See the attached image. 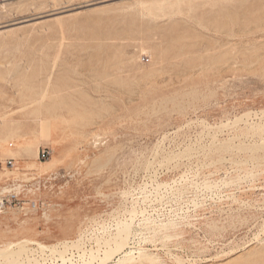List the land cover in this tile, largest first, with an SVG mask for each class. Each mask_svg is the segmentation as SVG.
Masks as SVG:
<instances>
[{"label":"rangeland","instance_id":"rangeland-1","mask_svg":"<svg viewBox=\"0 0 264 264\" xmlns=\"http://www.w3.org/2000/svg\"><path fill=\"white\" fill-rule=\"evenodd\" d=\"M125 223L106 264H264V0H0V261Z\"/></svg>","mask_w":264,"mask_h":264},{"label":"bare ground","instance_id":"bare-ground-1","mask_svg":"<svg viewBox=\"0 0 264 264\" xmlns=\"http://www.w3.org/2000/svg\"><path fill=\"white\" fill-rule=\"evenodd\" d=\"M128 234H129V225L127 223H125L122 226L118 225L116 234L113 237H111L109 240L104 241L102 246H100V248H98L97 251H94V252L91 251L90 255L88 256L89 259H87L86 262L84 261L82 264H106L111 259H113L115 257V255L122 254L124 252L126 245H127ZM26 243H27V241H22L16 249L10 250L8 253L3 255L2 256L3 261L2 262L0 261V264H25L27 261H30L29 260L30 257L28 255L29 250L26 249L27 248ZM75 246H78V245H75ZM42 247H41V249H42ZM43 249H46V248H43ZM51 253H55V254L62 256L66 253V250L65 251H58L55 247V249L52 250ZM125 256H127V255L124 254L123 257H125ZM141 258H144V257H141ZM137 259L141 260L139 257ZM151 259L152 258H149V260H151ZM144 260H145V258H144ZM149 260L147 259L148 262H149ZM153 260H154V258H153ZM123 261H124V264L125 263H132L133 264V261H135V260L133 257V258H127ZM121 263H119V261H118L117 264H121ZM153 264H155V263H153Z\"/></svg>","mask_w":264,"mask_h":264},{"label":"built area","instance_id":"built-area-1","mask_svg":"<svg viewBox=\"0 0 264 264\" xmlns=\"http://www.w3.org/2000/svg\"><path fill=\"white\" fill-rule=\"evenodd\" d=\"M145 61L147 62V59ZM40 157L47 159L49 152L42 150ZM6 166L12 167V162L8 161ZM92 249L93 247L85 240L80 245L71 248L62 256L51 253L48 249L35 248L32 254L29 255L30 261L27 264H82L87 260Z\"/></svg>","mask_w":264,"mask_h":264}]
</instances>
